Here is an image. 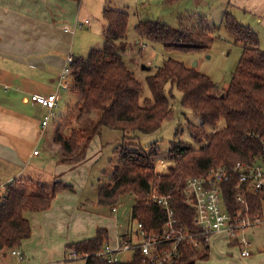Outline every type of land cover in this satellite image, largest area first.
I'll return each instance as SVG.
<instances>
[{"label":"trees","instance_id":"trees-1","mask_svg":"<svg viewBox=\"0 0 264 264\" xmlns=\"http://www.w3.org/2000/svg\"><path fill=\"white\" fill-rule=\"evenodd\" d=\"M103 16L107 22L103 46L91 48L85 56L73 57L68 87L69 91L83 96L75 111L79 124L94 111L100 112V118L92 134L83 127H74L67 135L57 130L54 143L62 149L61 161L67 165L84 161L89 144L103 127L124 132L157 131L173 115L169 94L176 88L182 93L181 105L201 118L200 124H187L193 143L179 139L176 131L169 148V158L174 164L168 173H159L154 166L156 146L132 147L125 143L129 136H124L123 144L115 148L118 160L113 178L100 186L98 203L116 205L122 196L133 194L136 197L133 219L142 223L148 233H159L166 212L151 196L154 192L170 195L179 223L200 232L194 224L195 210L183 193L185 180L203 175L211 168L226 166L230 170L238 162H264V50L260 47L259 35L226 12L223 24L234 35L235 42L244 46L226 90L216 94L217 85L208 75L169 58L146 78L151 97L143 99V84L121 53L127 47L124 40L130 14L106 6ZM136 29L142 38L162 43L169 52L207 49L214 41L206 27H173L160 19H141ZM221 121L225 123L222 127ZM27 182L31 186L29 193L14 180L5 185L1 195L0 250L20 248L31 237L32 223L27 213L42 212L51 206L57 193L73 190L63 181H56L52 186ZM223 188L226 206L236 216L244 208L235 197L245 186L238 174L230 171ZM246 198L251 215L262 217L264 193L247 191ZM109 239L108 229L99 228L94 237L68 243L66 248L86 255V264H149L139 250L132 252L130 260L116 263L99 257L98 252ZM199 239L198 247L179 245L180 254L172 264H196L197 260L208 259L209 245L202 237Z\"/></svg>","mask_w":264,"mask_h":264},{"label":"rangeland","instance_id":"rangeland-1","mask_svg":"<svg viewBox=\"0 0 264 264\" xmlns=\"http://www.w3.org/2000/svg\"><path fill=\"white\" fill-rule=\"evenodd\" d=\"M80 4L82 9H80ZM80 4L78 5V10L81 11L80 21L85 22L88 19L90 23L78 30L75 46L76 53L85 55L88 54L92 46L96 44H100V47L103 46V30L107 24L103 10L106 6L129 12L128 32L124 40L127 47L121 53L127 66L135 72L136 77L143 84V99L151 97L146 78L155 73L169 58L183 62L188 67H195L199 72L208 75L217 85L216 94L226 90L244 48L242 43L235 42L234 35L223 24L222 20L226 12L256 32L260 38V47L264 50V0H185L182 2L181 0L176 2L174 0H82ZM74 10L76 9H72V12ZM147 18L161 19L173 27H206L214 36V41L207 49L189 52L166 51L162 43L142 38L137 31L136 25L139 20ZM170 89L171 85L169 84L167 90ZM0 91L5 98H9L13 92L3 88H0ZM58 96V106L54 109V113L50 114V121L45 128V133L43 135L41 132L35 133L37 134L35 136H55L57 130L67 135L74 127H83L89 134H92L99 121L100 112L94 111L79 124L76 121L75 111L83 96L61 87ZM169 97L173 105V115L164 121L157 131L152 133L124 132L103 127L93 137L87 149L86 159L77 164L78 173L73 178L76 186H80L74 195L78 198V202L75 201V206L79 209L77 211L80 216L79 224L72 227V219H70L69 226L59 231L62 236L68 235L72 241V235L75 232L85 229L86 226H89V229L94 226L100 217L99 212H108L106 208L94 206L98 204L100 186L110 183L113 178L114 166L118 160L115 148L123 144L124 136H129L125 143L132 147L138 145L137 147L148 149L151 145L156 146L157 154L154 158V166L159 173H168L169 168L174 164V161L169 158V148L170 141L174 139L176 131L179 139L193 143L187 124L188 122L200 124L201 118L181 105L182 93L176 88H173ZM5 98L4 100H6ZM9 107L15 111L26 113L36 124L50 112L36 104L23 105L21 96H18L16 102L9 104ZM224 124V121H221L219 126L222 127ZM8 154L0 155V198L4 193L5 185L14 180L22 179L24 185L21 184V188L27 193L31 191V186L27 182L30 179H33L34 183L41 182L48 186H52L56 182L50 173L41 171L42 166L55 167L56 162L30 158L24 163H17L10 160L12 158ZM6 174L16 176L5 180L3 177ZM135 202L136 197L133 194H127L120 198L116 204L119 207L116 213V217L121 223L118 224L119 226L125 223L127 228L138 229L137 221L132 217V208ZM32 214L27 213L26 216L31 218ZM102 219L104 220V217ZM105 220L112 225V229L116 227L117 223L114 218H110L111 221ZM89 229H86L88 233ZM245 233L247 236L254 235V239L250 241L249 245V250L253 253L247 257L250 260L248 263L264 264V223L246 228ZM60 238L63 237L60 236ZM132 255V252H127L120 258L129 260ZM224 258L231 259L230 264H245V259L239 254L238 246L217 242L211 245L208 259L197 260L196 264H225Z\"/></svg>","mask_w":264,"mask_h":264},{"label":"crops","instance_id":"crops-1","mask_svg":"<svg viewBox=\"0 0 264 264\" xmlns=\"http://www.w3.org/2000/svg\"><path fill=\"white\" fill-rule=\"evenodd\" d=\"M81 2L82 0H0V88L13 91L9 98H5L0 91V155L9 153L12 158L10 160L17 163H24L30 158L52 160L56 162L55 167L42 166L41 171L50 173L55 181H63L74 187L73 190L57 193L48 209L32 214L31 237L20 248L0 250V264H86L84 258L72 259L73 251H68L66 246L71 242L94 237L99 228L108 229V242L112 245L123 239L136 238L135 229L127 228L125 223L118 225L121 223L116 217L119 210L117 205L99 203L96 204L98 206H93L106 208L108 212H99L100 217L91 229L86 226L85 229L75 232L72 241L68 235L64 237L59 233L69 226L70 219L72 227L79 224V209L75 206L78 198L74 195L80 186H76L73 180L78 173V166L62 163L61 148L54 143V136H35L40 132L42 135L45 133L46 127H42L41 122L46 115L36 124L26 113L9 107V104L16 102L18 96H21L23 105L36 104L45 108L35 102L34 96L49 97L60 93L61 72L68 58L85 56L76 53L75 46L78 30L90 23L88 19V22L79 19L81 11L78 10V5ZM72 9L76 10L72 12ZM81 22L82 26L79 24ZM93 47H100V44L91 48ZM63 82L70 83V79H63ZM15 176L6 174L3 178L10 180ZM21 180L17 181L23 186L24 182ZM113 206L117 207L116 211L112 209ZM110 218H114L117 223L114 229L105 220L111 221ZM261 220L260 224L264 223V212ZM86 229H89V233ZM252 239L254 235L250 234V241ZM216 242L238 246L241 256L242 247L238 244L232 245L230 238L224 233L212 237L209 256L211 245ZM14 250L19 251L21 257L13 254ZM250 256H241L245 259V264H250L247 259ZM121 261L125 260L121 258ZM223 262L230 264L231 259L224 258Z\"/></svg>","mask_w":264,"mask_h":264},{"label":"built area","instance_id":"built-area-1","mask_svg":"<svg viewBox=\"0 0 264 264\" xmlns=\"http://www.w3.org/2000/svg\"><path fill=\"white\" fill-rule=\"evenodd\" d=\"M88 22V20L86 21ZM83 22L80 23L82 26ZM73 57H69L66 66L61 72V88L67 90L70 83L63 82V79H69L70 63ZM58 94L49 97L44 95L34 96V100L41 106L47 108L50 112L42 120V127H46L50 121V114L58 106ZM238 174L240 181L245 186L244 191L236 194V201L244 208L242 212L232 215L225 202L223 185L229 179V172ZM264 193V164L261 162L247 163L238 162L230 170L226 166L211 168L205 174L199 176H190L185 180L183 193L186 196L188 204L194 208V224L200 232H194L188 227L179 223L176 210L173 206L170 195L154 192L151 200L156 202L166 212V220L162 230L159 233H148L143 224L137 222L135 236L137 239H126L116 242V245L107 243L99 252L98 256L110 263L120 262L121 253L133 252L139 250L149 261V264H172L174 263L180 251L179 245L199 246L203 238L204 243L210 244L212 237L218 233L228 235L231 243L237 241L241 248V256H250L249 250L250 236L245 233L246 228L258 225L262 222L261 217L251 215L250 207L246 198V192ZM112 209L116 211L117 207ZM21 257L19 251H13ZM72 259H85L81 253L73 250Z\"/></svg>","mask_w":264,"mask_h":264}]
</instances>
